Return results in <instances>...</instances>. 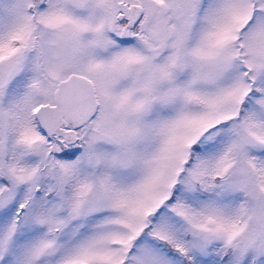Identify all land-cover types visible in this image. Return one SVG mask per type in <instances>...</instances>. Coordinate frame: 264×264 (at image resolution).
<instances>
[{
  "label": "snow or ice",
  "instance_id": "6c2138e0",
  "mask_svg": "<svg viewBox=\"0 0 264 264\" xmlns=\"http://www.w3.org/2000/svg\"><path fill=\"white\" fill-rule=\"evenodd\" d=\"M0 264H264V0H0Z\"/></svg>",
  "mask_w": 264,
  "mask_h": 264
}]
</instances>
